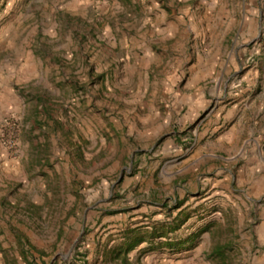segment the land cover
<instances>
[{"label": "rangeland", "instance_id": "374dc122", "mask_svg": "<svg viewBox=\"0 0 264 264\" xmlns=\"http://www.w3.org/2000/svg\"><path fill=\"white\" fill-rule=\"evenodd\" d=\"M242 92L264 0H0V264H264L247 154L194 151Z\"/></svg>", "mask_w": 264, "mask_h": 264}, {"label": "crops", "instance_id": "0c3cea01", "mask_svg": "<svg viewBox=\"0 0 264 264\" xmlns=\"http://www.w3.org/2000/svg\"><path fill=\"white\" fill-rule=\"evenodd\" d=\"M240 95L242 98L237 103L220 107L214 123H211L212 120H206L203 131L199 133V142L204 139L203 144L198 143L194 151H207V145L213 148L214 152H222L225 149L245 151L246 167L251 174L248 186L254 195H257L264 192V109L262 105L252 103L250 97H244L243 92ZM258 168L263 169L260 175H256ZM262 222L258 232L264 241V220Z\"/></svg>", "mask_w": 264, "mask_h": 264}, {"label": "built area", "instance_id": "2783aa9c", "mask_svg": "<svg viewBox=\"0 0 264 264\" xmlns=\"http://www.w3.org/2000/svg\"><path fill=\"white\" fill-rule=\"evenodd\" d=\"M12 142H14V140Z\"/></svg>", "mask_w": 264, "mask_h": 264}]
</instances>
